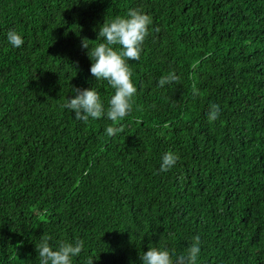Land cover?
Wrapping results in <instances>:
<instances>
[{
	"label": "trees",
	"instance_id": "obj_1",
	"mask_svg": "<svg viewBox=\"0 0 264 264\" xmlns=\"http://www.w3.org/2000/svg\"><path fill=\"white\" fill-rule=\"evenodd\" d=\"M130 9L152 19L132 113L77 121L71 88L114 92L81 42ZM197 236L198 264H264V0H0V264H40L45 237L83 240L73 264H140Z\"/></svg>",
	"mask_w": 264,
	"mask_h": 264
},
{
	"label": "clouds",
	"instance_id": "obj_2",
	"mask_svg": "<svg viewBox=\"0 0 264 264\" xmlns=\"http://www.w3.org/2000/svg\"><path fill=\"white\" fill-rule=\"evenodd\" d=\"M152 19L138 9H130L126 17H116L114 20L105 21L100 27L98 38L91 44L88 39L81 42L82 48L89 49L88 55L92 61L90 73L96 81H107L114 90L107 106L101 100V95L96 88L80 89L71 88V98L63 104V108L75 114V120L88 123L107 119L112 122L122 121L131 115L133 101L138 89L132 80V70L129 61H140L144 51L143 45L149 36ZM7 43L15 49H20L25 40L16 30H10L6 35ZM179 77L175 73L162 76L158 82L163 88L176 82ZM220 115L219 105H212L208 119L215 121ZM124 131L123 127L109 125L105 132L114 136ZM179 155L169 151L161 160L158 171L168 172L173 169ZM85 248L83 240L74 242H61L58 248L49 243V238L41 240L38 251L40 264H73L74 258L81 255ZM201 255L200 237H195L186 252L176 255L168 247L149 245V250L139 256L140 264H198ZM90 257L87 264H93Z\"/></svg>",
	"mask_w": 264,
	"mask_h": 264
}]
</instances>
